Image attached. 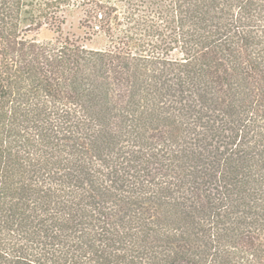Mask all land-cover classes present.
I'll list each match as a JSON object with an SVG mask.
<instances>
[{
    "label": "trees",
    "instance_id": "obj_1",
    "mask_svg": "<svg viewBox=\"0 0 264 264\" xmlns=\"http://www.w3.org/2000/svg\"><path fill=\"white\" fill-rule=\"evenodd\" d=\"M0 264H264V0H0Z\"/></svg>",
    "mask_w": 264,
    "mask_h": 264
},
{
    "label": "rangeland",
    "instance_id": "obj_2",
    "mask_svg": "<svg viewBox=\"0 0 264 264\" xmlns=\"http://www.w3.org/2000/svg\"><path fill=\"white\" fill-rule=\"evenodd\" d=\"M65 23L61 26L59 33L51 29L42 28L35 35V38L40 41H59L65 39L82 46L84 49H99L105 47L103 38L94 37L91 40L86 36L85 30L80 25L81 13L79 10H73L69 14L66 13Z\"/></svg>",
    "mask_w": 264,
    "mask_h": 264
}]
</instances>
